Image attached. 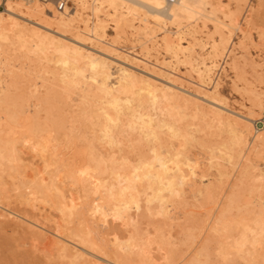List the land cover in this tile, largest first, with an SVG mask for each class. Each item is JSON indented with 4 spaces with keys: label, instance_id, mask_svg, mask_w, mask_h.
Listing matches in <instances>:
<instances>
[{
    "label": "snow or ice",
    "instance_id": "1",
    "mask_svg": "<svg viewBox=\"0 0 264 264\" xmlns=\"http://www.w3.org/2000/svg\"><path fill=\"white\" fill-rule=\"evenodd\" d=\"M8 7L13 11H23L25 5L9 4ZM51 7L53 19L47 21L49 27L57 19H65L57 18L55 5ZM156 7L165 8L166 5L160 3ZM213 7L227 14L223 25L217 30L219 43L215 42L216 32L211 37L216 54L229 56L230 59L237 57L232 60L231 69L239 75L242 63L243 70H247L249 54L253 48H258L260 71L264 73V0H261L259 20L252 13L247 17L241 15L240 4L221 3ZM0 21L6 27L8 24L13 28L19 25V21L12 16L7 20L0 17ZM44 22L41 20V23ZM236 34L240 37L239 44H234ZM207 48L205 45V50ZM221 48L225 49L223 53L220 52ZM228 48H233L231 54L227 52ZM215 59L216 56H213L212 60ZM205 62L209 61L206 59ZM64 67H68L67 62H64ZM212 68L218 69L219 65L212 63ZM44 75L52 74L42 72L36 76V94L42 91L40 80ZM80 76L87 79L86 72H77L72 79V87H83L77 82ZM31 108L30 98L27 106L29 118L9 133V162L24 166L22 157L31 153L34 161L43 164L38 178L47 186V178L54 173L51 182L56 194L63 199L64 211L73 218H79L82 228L87 224L89 238L99 242L104 239V233H114L110 238L115 245H119L121 253L141 257L138 260L117 259L106 264H264V260L243 258L250 239L256 236L251 219L254 213L232 202L214 222L211 219L207 221L208 225L213 226L201 230L202 233L208 232V235L206 238L201 236L203 246L194 259H187L190 252L183 259L175 261L167 257L164 260L152 258L155 250L164 252L165 241L171 244L172 232L167 221L172 219L173 208H178L185 201V189L194 185L201 171V157L194 159L193 153L202 150L203 144L195 135L183 133L175 125L157 124L153 117L144 114L143 105H137L134 95L117 93L115 89L98 94L91 111L84 114L88 128L76 142H70L67 136L63 142L60 141L56 126L49 118L50 114L54 116V109L43 112L42 102L38 101L36 115L33 116ZM259 139L264 142V133ZM258 159L264 161V152ZM255 164L256 160L249 156L248 168ZM24 171L27 172L26 167ZM260 173L261 208L256 223L260 248L264 253V167H261ZM246 174L247 169L242 171V178ZM46 244L44 236L36 232L26 233L22 239L13 234L10 245L13 258L0 260V264H64L63 260L56 258V246L53 245L51 249L42 247ZM91 246L93 251L97 250L96 244ZM255 246L253 239L252 247ZM91 264L97 262L92 261Z\"/></svg>",
    "mask_w": 264,
    "mask_h": 264
},
{
    "label": "rangeland",
    "instance_id": "2",
    "mask_svg": "<svg viewBox=\"0 0 264 264\" xmlns=\"http://www.w3.org/2000/svg\"><path fill=\"white\" fill-rule=\"evenodd\" d=\"M84 1L85 0H82V1H80L81 3L80 4H82V5H84V6H82V5H80L79 4V2L77 1V0H67V5L65 6L66 7V9H67V11L69 10V12L70 13H74V15H72L70 18V20H72V21H70L71 23H70V25L68 26V28L66 29V30H64V32L67 34V36H77V35H81V36H84L88 41H90L88 44L89 45H92V46H94L95 48H99V49H101V50H103L104 48L105 49H111V51L112 52H114V53H119V54H126V55H129V58H131V57H135V58H138V59H142V61H144V63L142 62V64H141V61H139V60H136V59H133L137 64H138V66L139 67H141L142 68V65H143V67L144 68H146L147 70L149 69V71L152 69V67H150V66H153V70H151L152 72H154V73H158V72H161L162 74H164V75H168V76H170L171 78H172V76L173 75H176V76H173V78H177V81H176V78H175V81H176V83L178 84V85H180V83H181V85L180 86H184L183 88H186V90H188V91H190V92H194L195 91V89H196V92L197 91H206V90H204V89H209L208 91L210 92V94H209V92L208 91H206V93H207V95H209V96H212V97H216L215 99H219L218 101H220L219 103H221L222 105H225V107H227V110H230V111H234V112H237V113H239V114H243V115H247V117H249V118H251L249 121L251 122H247L248 123V127L250 126V128H248V132H245V134L243 135V137H242V141L243 142H241L239 145H237L238 146V148L237 147H234V149H233V151L231 150V149H229L230 148V145H231V141H232V136H231V134H229V132L228 131H226L225 129H223L221 126H219V125H217L214 121H212L211 119H209L208 117V115H203V114H200V113H198V112H195V111H193L192 110V113H191V109L190 108H188L189 110H185L186 111V118L187 119H185V117H184V119L181 121L182 123L180 124V125H182L183 124V126H185L184 128H188L189 129V133L191 134V135H196V137L201 141L202 139H203V141L205 140V138H206V140L204 141L205 143H203V141H201L202 142V144H203V149L201 150V151H197V152H194L193 154H195L196 153V155L197 156H200L201 157V166H203V168H204V170H202L203 168L201 167V171L200 172H202V173H204L203 175V177H199V178H201L200 180L198 179V177L197 178H195V182H196V184L195 185H193L194 187H193V190H191V191H189L188 189L187 190H185V193H186V199H185V201H183L182 203L183 204H181V206H179V208L177 209V208H173V214H172V219H170L171 221H169V223H168V221H167V224H168V226H169V229H170V231L172 230V227H173V223H175V225H174V227H173V230L171 231V232H173V234H172V239L174 238L175 239V241L174 240H172V242H171V244L169 245V243H168V246H167V242L165 241V246H167V247H165L164 249H169V250H167L166 249V251L164 250V255L161 253V251L160 250H156V251H154V256H153V259H155V260H164L169 254H170V256H168V259H171V258H174V259H171V260H181V259H183L184 258V256H185V253H189V252H191L192 254H191V260L192 259H194V258H192L193 256L194 257H196L197 255H198V253L200 252V249H199V247H202L203 246V241L200 239L201 237H199L198 235H200V236H204L205 235V233L206 234H208V232H203L202 233V229H204L208 224H207V222L205 221V220H207V218L209 217V219H211L213 222L216 220V218L220 215L219 213H221V211L222 210H224V208H223V205H224V207L225 208H227L226 206L227 205H225L226 203H227V198L229 197V196H232L233 194H234V198H238L240 195L243 197V195H242V191L241 190H243L244 189V186H246L245 188H246V192H245V190L243 191L244 193V195L245 196H249V195H251V198L253 199L254 197H253V193H254V191L253 190H255L256 188H257V184L259 183V181H257V179H260V176H258V174L260 175V173H258V172H260V170L259 169H261V167H264V161H260L258 158H259V156H260V154L262 153V152H264V150L262 149V148H264V145L262 144V141L258 138L259 137V135L261 136V133H264V111H262V105H264V73H262L261 71H260V64H261V60H260V53H259V50H258V48H253L252 49V51H251V53L249 54V57H248V60H249V66H248V68H247V70H243V63H242V71L240 72V74L239 75H237V74H235V73H233L232 72V69H231V64H232V60L233 59H236L237 57H232L231 59L229 58V56H216V59L213 61L212 60V57L211 58H209L210 56H211V54H212V47H211V37H212V33H213V19L211 20L210 18L208 19V18H206V19H204V18H198V19H194V20H188V19H185L184 20V18H181V19H179V23H177L178 22V20H176V21H174V22H176V23H174L173 21V23H171V22H169V21H164V23H160V28H158L159 30L157 31V32H154V33H152V35L151 34H145L144 32L142 33V31L140 30L141 29V27L143 26V24L142 23H144V21L143 20H141V18H140V16H138L137 14H129L128 15V18H127V23H128V25H126L125 23H121L119 26L117 25V26H115V22H114V19L116 20V18H118L120 15L119 14H122L123 12H124V9H122V8H120L119 9V7H116V8H112L111 6H109L108 4H106V3H102V2H99V0H97V1H95V0H86L85 1V4H84ZM209 1H212V0H209ZM209 1H207V4L205 3V5H204V8L206 9V11H210L211 10V5L210 4H208V2ZM222 1V3L223 4H232L233 6H234V0H221ZM233 1V2H232ZM257 0H243L242 2H241V8H242V12H241V15H243V16H245V17H247L248 15H249V13L250 12H254L255 14H257L259 17L256 19V20H259L260 19V17H261V7L259 6H257V2H256ZM8 2L10 3V4H13V5H17L18 3H20V4H23V5H29V3L30 2H28V1H24V0H8ZM13 2V3H12ZM22 2V3H21ZM93 2V3H92ZM101 4H99V3ZM36 3H38L40 6H41V8L43 9V10H46V11H48V13H52V4H50V3H48L47 5H49L48 6V8H46V4H44V3H40V2H36ZM78 4H79V6H78ZM92 4H94V5H92ZM98 5H99V9H97V11L96 12H93V7H97L98 8ZM80 6H81V8H80ZM93 6V7H92ZM108 6V7H107ZM74 7H76L75 9H74ZM91 7H92V9H91ZM101 7V8H100ZM104 7V8H103ZM3 8H4V0H0V9L1 10H3ZM80 8V9H79ZM25 8H23V10H24ZM115 9V10H114ZM233 9H234V7H233ZM73 10L75 11V12H73ZM91 10H92V12L95 14H93L92 12H91ZM99 10V11H98ZM123 10V11H122ZM218 11V10H217ZM215 12L214 14H211V16L212 15H215L216 17H218V18H222V14H221V12L219 11V12ZM99 12V13H98ZM109 12V13H108ZM110 12H114L113 14L111 13V15H109L110 14ZM56 13H60V12H58V10H56ZM55 13V14H56ZM92 13V14H91ZM108 14V15H107ZM247 14V15H246ZM98 15V16H97ZM107 15V16H106ZM119 15V16H118ZM137 15V16H136ZM114 16L116 17V18H114ZM133 17V19L131 18V17ZM97 17H98V19H97ZM110 17V18H109ZM113 17V18H112ZM130 17V18H129ZM102 19V23H103V25H105L104 26V28H102L103 29V31L102 30H100V29H98V31H96L95 32V36L96 37H93V36H89V35H87V34H82V29H85V27L84 26H88V27H92L93 25H95L96 24V22L98 21H100ZM132 21V22H131ZM188 21V22H187ZM189 21H190V23H189ZM84 22V23H83ZM150 22H153V21H150ZM86 23V24H85ZM95 23V24H94ZM132 24V25H131ZM151 24H154V22L153 23H150V25ZM184 24H186V26L184 25ZM72 25V26H71ZM130 25V26H129ZM71 26V27H70ZM116 28H115V27ZM125 26V27H124ZM177 26H178V28H177ZM183 26V27H182ZM94 27V26H93ZM113 27H114V29H113ZM121 27V28H120ZM193 27V28H192ZM52 28H55V24L53 23V26H52ZM118 28H120V29H118ZM182 30H181V29ZM191 28V29H190ZM195 28V29H194ZM117 29V30H116ZM177 29V30H176ZM70 30V31H69ZM78 30H81V31H78ZM116 30V31H115ZM189 30V31H188ZM196 30V31H195ZM213 30V31H212ZM84 31V30H83ZM141 31V32H140ZM172 31H173V33H172ZM176 31V32H175ZM183 31V32H182ZM195 31V32H194ZM239 31V30H238ZM80 32V33H79ZM186 32H188V33H186ZM193 32V33H192ZM98 33V34H97ZM179 33V34H178ZM166 34L167 35H169L168 37H169V39L170 38H172V39H170V41H171V43H172V46H174L175 48H177V47H181V49L179 50V49H177V56L179 55V57H180V59H184V56H182V55H185L186 53L187 54H189L190 53V57H191V63L189 64V62L187 63L186 62V64H185V62H180V61H176V60H174V57L170 54V52L169 51H167L166 50V48L164 47L165 45H164V40L162 41V39H163V37L164 36H166ZM177 34V35H176ZM193 34V35H192ZM87 36V37H86ZM89 36V37H88ZM173 36V37H172ZM177 36H179L180 37V39H179V37H177ZM189 37H191V39L189 38ZM218 37V35H216V37H215V39ZM10 38H12V39H9V40H7L8 42H11L10 44H12V45H9L8 44V42H2V44L4 45H0V97H2V99L0 98V100H1V102L2 101H4L3 100V98L5 99V101H7V100H10V101H7L6 103H5V101H4V103H3V105H6V107H8L9 108V106L10 107H14V108H16V107H19V105H21L22 106V108L24 107H26L25 109H27V106H28V101H29V99L31 98L32 99V109H31V112H32V114H34L35 115V111H36V104H37V101H39V102H42L43 100H45V96H46V102L45 101H43L42 103H44V104H42V109H41V111H43V112H45L44 110H47L48 111V107L50 108V107H52L53 109H54V117H53V115H51L50 114V116H49V118H51L50 120L53 122V124H55L56 126H61V128L63 129L62 131L64 132H62V133H60L62 136L64 135V137H62L60 134L58 135V138L60 139V141H62L63 142V140H64V138L67 136H69L68 138H69V141L70 142H76V141H79V137H81L84 133V130L86 129V127H88V125H85L86 123H84L85 121H84V113H86L87 112V110H88V112H90V110H91V106H92V104L94 103L93 101L95 100V98L94 99H92V97L91 98H85V100H84V98H82V96H80V93H79V91L78 90H76V89H74V90H71V89H67V88H65V86H63L64 84H63V80H62V76L64 75V74H66V75H69V76H71V73L73 72V70H69L68 71V69H70L69 67L67 68V69H64L65 67L59 62V61H57L54 57L56 56L54 53H52L51 52V50H49L48 52H47V54L48 55H50L49 57H47L48 59H46V57H42V59L39 61V60H35L34 59V57L36 56V55H34L33 56V54H31L32 52V49H31V51H30V48L29 47H31L32 46V43L30 42V41H25L26 43L28 42V44H26L25 42H23V44L21 45L20 44V42H19V40H17V38L15 37V36H11ZM175 38V39H174ZM28 39V38H27ZM175 40H177V41H175ZM196 40L197 41H199L200 43H198L199 44V46H198V44L196 43ZM179 41V42H178ZM239 41H240V37H239V35L238 34H236V39H235V41H234V44H239ZM176 42V43H175ZM193 44H192V43ZM202 42V43H201ZM14 43H16V44H14ZM175 45H174V44ZM5 44H7V45H5ZM18 44V45H17ZM177 44H179L178 46H177ZM182 45H187V46H192V49L189 51V53H188V51L185 53V51H184V47L182 46ZM201 45V46H200ZM205 45H207L208 46V48H207V50H205ZM6 46V47H5ZM18 46V48H16ZM24 47L25 48V50L26 51H28L29 50V54H28V52H26V51H24L22 48V50H20V47ZM29 46V47H28ZM33 47V46H32ZM31 47V48H32ZM211 47V48H210ZM5 48L7 49V51L5 50ZM34 48V47H33ZM1 49L2 50H4V52L3 51H1ZM14 49V50H13ZM20 51H19V50ZM104 49V50H105ZM182 50V51H181ZM193 50V51H192ZM17 51V52H16ZM20 53H19V52ZM22 51V52H21ZM34 51V50H33ZM179 51H181V52H179ZM184 51V52H183ZM225 51V50H224ZM24 52V53H23ZM31 52V53H30ZM193 52V53H192ZM227 52L229 53V54H231L232 52H233V48H228L227 49ZM16 53V54H15ZM17 53H18V55H17ZM169 53V54H168ZM182 53V54H181ZM184 53V54H183ZM7 54V55H6ZM11 54V55H10ZM13 54H15V55H13ZM22 54H25L24 56L22 55ZM26 54H27V59H26ZM46 54V55H47ZM53 54L55 55V56H53ZM30 57H29V56ZM47 55V56H48ZM192 55H193V58L194 59H192ZM237 55H239V54H237ZM16 56H17V58H16ZM19 56V57H18ZM23 56V57H22ZM33 58H32V57ZM13 57H14V59H13ZM25 57V58H24ZM39 57V56H38ZM38 57H35L36 59H38ZM53 57V58H52ZM128 57V56H127ZM171 57H173V58H171ZM182 57V58H181ZM205 57V58H204ZM6 58H8V60H10V61H8ZM49 58H52V59H50V61L48 62V60H49ZM197 58H198V60H197ZM204 58V59H203ZM254 58V59H253ZM6 59V60H5ZM13 59V60H12ZM15 59H19L18 61H16ZM32 59V60H31ZM56 60V61H54V60ZM196 59V60H195ZM204 60V62L206 61V59L209 61L207 64L209 65V70H207L206 71V74L207 73H209V71H210V69H211V72H212V75H211V77L209 76V74H207V76H205V73L204 72H202L201 74H199V71H198V69L199 68H202V64L200 63V61L199 60ZM30 60V61H29ZM35 61V62H33V63H30L31 61ZM195 60V61H194ZM253 60V61H252ZM29 61V62H28ZM11 62H12V65H11ZM56 62V63H55ZM57 62H59V65H58V63ZM196 62H197V64H199V65H197L196 64ZM216 63V64H218L219 65V68L218 69H215V68H212V63ZM28 63V65H26ZM147 63V64H146ZM166 63L167 64H169V65H166ZM183 63V64H182ZM206 63V62H205ZM252 65H251V64ZM254 63V64H253ZM19 64V65H18ZM21 64V65H20ZM25 64V65H24ZM146 64V65H145ZM194 64H196L195 66H194ZM23 65V67H21L20 68V66H22ZM31 65H33V66H31ZM190 65H191V67L192 68H194V69H192L191 67H190ZM226 65L228 66V67H226ZM62 66V67H61ZM163 66H164V68H163ZM28 67H32V68H30V70L29 69H27ZM195 67H198L197 69L195 68ZM23 69V71H19L20 69ZM46 68V69H45ZM48 68V69H47ZM62 68H63V70H62ZM55 69V70H54ZM61 69V70H60ZM159 69V70H158ZM26 70H28V71H26ZM66 70V71H65ZM155 70V71H154ZM162 70V71H161ZM24 71H26V72H24ZM45 71V72H44ZM86 71V70H85ZM158 71V72H157ZM19 74H18V73ZM56 73V74H58V75H56V74H53V76L51 75V76H47V75H44V76H42L41 77V79H42V81L40 80V84H41V89H42V92H40L39 94H36L35 93V81H36V76L39 74H41V73ZM58 72H60V73H58ZM62 72H63V74H62ZM66 72V73H65ZM87 72V71H86ZM170 72H171V74H170ZM19 76H21L22 75V77H19V79H18V75ZM26 73H28V74H26ZM38 73V74H37ZM51 73V74H52ZM168 73V74H167ZM198 73V74H197ZM170 74V75H169ZM13 75V76H12ZM61 75V76H60ZM201 75V76H200ZM202 75H203V78H202ZM15 76H16V79H15ZM26 77L27 78V80H26V78L25 79H22L23 77ZM31 76V77H30ZM56 76V78H54ZM200 76V77H199ZM11 77H13V78H11ZM59 77V78H58ZM164 77V76H163ZM179 77V78H178ZM208 77H209V79H208ZM3 78V79H2ZM29 78H32L33 79V81L31 80V79H29ZM43 78H45V79H43ZM200 78H202V79H200ZM10 79H11V81H10ZM14 79V80H13ZM18 79V80H17ZM59 79H61V80H59ZM199 79V80H198ZM3 80V81H2ZM8 80V84H6L7 81ZM26 80V81H25ZM209 80H211V83L209 84ZM9 81H10V83L13 85H11V84H9ZM13 81V82H12ZM16 81V82H15ZM22 81V82H21ZM43 81H45V83H43ZM51 81H53V83L51 82ZM62 83H61V82ZM180 83H179V82ZM203 81V82H202ZM30 84H28V83ZM49 82H51V83H49ZM55 82V83H54ZM59 82H60V84H59ZM185 82L187 83V84H185ZM202 82V83H201ZM204 82L206 83V84H204ZM4 83V84H3ZM18 83V84H17ZM47 83H48V86H46L47 85ZM58 83V84H57ZM199 83V84H198ZM200 83L201 84H203V85H200ZM14 84H15V86H17V87H14ZM22 84H23V86H22ZM55 84V86H51V85H54ZM57 84V85H56ZM199 86V87H197V85ZM19 85V86H18ZM21 85V86H20ZM33 85V86H32ZM46 87H45V86ZM86 85V84H85ZM204 85H205V87H204ZM219 85V86H218ZM26 86V88H24L23 89V87H25ZM33 88H32V87ZM63 86V91H62V87ZM190 86V87H189ZM193 86V87H192ZM6 87H7V89H8V91H10V93L8 92V91H6L7 89H6ZM12 87V88H11ZM13 87L14 88H16V89H13ZM21 87V88H20ZM43 87V88H42ZM198 89H197V88ZM201 87V88H200ZM2 88V89H1ZM20 88V89H19ZM46 88H47V90H46ZM60 88V89H59ZM191 88V89H190ZM215 88V89H214ZM11 89H12V92H11ZM18 89V90H17ZM21 89H23V90H21ZM26 89H28V90H26ZM200 89V90H199ZM3 90V91H2ZM34 90V92H32ZM44 90H45V94H44ZM66 90V91H65ZM250 90H254L255 92H251L250 93ZM19 91V93H17ZM24 91V92H23ZM30 93H29V92ZM76 91V92H75ZM215 92V95H212V93L213 92ZM259 91H261V92H259ZM5 94L6 93V95H4L3 93ZM61 92H63V93H61ZM74 92L76 93V94H74ZM263 92V93H262ZM7 93H9V94H7ZM13 93L15 94V96H12L13 95ZM23 93V94H22ZM66 93V94H65ZM77 93H78V96H77ZM200 93V92H199ZM258 93H260L259 95H258ZM18 94V95H17ZM28 94V95H27ZM64 95V97L62 96V95ZM254 94H256V96L254 95ZM4 95V96H3ZM7 95H9V96H7ZM31 95V96H30ZM32 95L35 97V98H33L32 97ZM37 95V96H36ZM42 97H41V96ZM70 95V96H69ZM72 95V96H71ZM17 96H18V99H17ZM22 96V97H21ZM25 96V97H24ZM48 96V97H47ZM254 96V98L256 97H258L257 99H256V102H255V99H252L251 97H253ZM10 97H12V98H10ZM13 97H16L15 98V100H12V99H14ZM29 97V98H28ZM39 98V97H41V98H39L38 100L36 99V98ZM52 97H53V99H52ZM77 97V98H76ZM260 97H261V99H260ZM19 98H20V100H19ZM47 98L49 99V100H47ZM62 98H64L63 100H62ZM69 100H68V99ZM71 98V99H70ZM73 98V99H72ZM81 98V99H80ZM7 99V100H6ZM27 101H26V100ZM55 99V100H54ZM61 99V100H60ZM67 99V100H66ZM75 99V100H74ZM77 99V100H76ZM89 99V100H88ZM91 99H92V101H91ZM17 100V102H18V104H17V102H15ZM21 102V100H22V102H21V104H19V101ZM35 100H37V101H35ZM80 100H81V103H79L80 102ZM88 100V101H87ZM205 99H203V98H200V101H199V103H202V105L201 106H205V105H207L206 104V102L204 101ZM222 100V101H221ZM253 102H255L256 104L255 105H258V106H253L254 105V103L251 105V102L252 101ZM13 102L12 104L11 103H9V102ZM24 101V102H23ZM49 103H48V102ZM53 101V102H52ZM59 101V102H58ZM61 101V102H60ZM64 102V104H60V103H63ZM73 101V102H72ZM74 101H75V103H74ZM77 101V102H76ZM202 101V102H201ZM262 101V102H261ZM14 102L16 103V105H14L13 106V104H14ZM55 102V103H54ZM66 102V103H65ZM70 102V103H69ZM161 103H162V101H160ZM160 102H158V103H156L157 104V107H156V104H154V107L153 106H151V105H147V106H145V109H144V111H146V112H148V110H149V112L151 111L152 112V114L153 115H155V117L157 118V116H159V117H163V118H166V115L165 114H163V115H161L162 114V112L164 113V111H165V109H163V108H165L164 106H165V104L163 103V105L160 103ZM261 104H260V103ZM10 105H9V104ZM45 103H46V105H45ZM47 103H48V105H47ZM54 103V104H53ZM74 103V104H73ZM77 103V104H76ZM79 103V104H78ZM83 103V104H82ZM89 105H88V104ZM224 103V104H223ZM50 104L52 105V106H50ZM60 104V105H59ZM65 104H66V107H65ZM69 104V105H68ZM70 104H72V105H74V106H72V105H70ZM159 104H161L160 106L161 107H159L158 105ZM24 105V106H23ZM56 105V106H55ZM86 105H88V106H86ZM259 105H260V107H259ZM61 106V107H60ZM64 106V107H63ZM77 106V107H76ZM83 106V107H82ZM90 106V108H87V107H89ZM45 107H46V109H45ZM55 107V108H54ZM63 107V108H62ZM153 107V108H152ZM259 107V108H258ZM52 108H50V109H52ZM63 110H62V109ZM67 108H70V109H67ZM71 108H73V109H71ZM82 109L81 111H82V113H80V109ZM87 108V109H86ZM147 108H149L148 110H147ZM159 110H158V109ZM162 108V109H161ZM49 109V110H50ZM59 109L61 110V111H59ZM76 109V110H75ZM79 109V110H78ZM153 109H155V110H153ZM34 110V111H33ZM75 110V111H74ZM85 112H84V111ZM154 112H153V111ZM157 110V111H156ZM162 110H164V111H162ZM47 111H46V113H47ZM73 111V112H72ZM49 112V111H48ZM59 112H61V113H59ZM63 112H65V113H63ZM68 114H67V113ZM74 112H76V114L74 113ZM77 112H79L80 113V115L79 114H77ZM148 112V113H149ZM151 112L149 113L150 115H152L151 114ZM159 112V113H158ZM188 112V113H187ZM194 112L195 113H197L196 115H197V117H194ZM57 113V114H56ZM63 113V114H62ZM73 115V117L70 115ZM60 114H61V116H60ZM82 114V115H81ZM189 114V115H188ZM190 114H191V117L192 118H189L190 117ZM63 115V116H62ZM66 115V116H65ZM70 115V116H69ZM76 115V116H75ZM161 115V116H160ZM195 115V116H196ZM52 116V117H51ZM65 116V117H64ZM78 116L79 117H81V118H78ZM165 116V117H164ZM203 116V117H202ZM208 116V117H207ZM251 116V117H250ZM56 117H58L57 118V120H56ZM62 117V118H61ZM76 117H77V119H76ZM153 118H155L154 116H152ZM194 117V118H193ZM68 118V119H67ZM75 118V119H74ZM155 118V119H156ZM196 118H197V120H196ZM204 118H205V120H204ZM61 119V120H60ZM79 119V120H78ZM199 119V120H198ZM70 122H68V121ZM196 120V121H195ZM200 120L203 122V124H202V122H201V124L202 125H198V127H195V125H197V124H200ZM207 120H209V121H207ZM63 121H65V122H63ZM78 121V122H77ZM81 121V122H80ZM205 121H207V122H205ZM212 121V122H211ZM60 122V123H59ZM61 122H63V123H61ZM68 124H67V123ZM72 122H74V123H72ZM184 122V123H183ZM191 122H192V124H191ZM199 122V123H198ZM204 122L206 123V125L204 124ZM211 122V124L212 125H210V124H208V123H210ZM57 123H58V125H57ZM71 123L73 124V125H71ZM79 123V124H78ZM82 123H84V124H82ZM197 123V124H196ZM75 124V125H74ZM79 126H78V125ZM85 125L84 127L82 126V125ZM159 124H162V123H159ZM187 124H189L188 126H186ZM193 124H195V125H193ZM215 124V125H214ZM62 125L63 126H65V127H62ZM68 125V126H67ZM193 125V126H192ZM209 127H208V126ZM71 126V127H70ZM74 126H76L75 128H74ZM200 126H203L202 128L200 127ZM214 126H215V129H214ZM68 127V128H67ZM190 127V128H189ZM191 127H195L196 129H193V128H191ZM206 128V130H208L207 132H206V130L204 131V129ZM210 127H213L212 129L210 128ZM65 128H66V130H65ZM70 128H72V129H70ZM84 129V130H81V129ZM210 128V129H209ZM217 128H220L219 130H221V131H219ZM69 130V132H68V130ZM77 129V130H76ZM79 129V130H78ZM191 129H193V130H191ZM197 129H200L201 130V132H203V133H199V131L200 130H197ZM217 129V130H216ZM258 129V132H254L255 130H257ZM65 130V131H64ZM71 130V131H70ZM212 131V130H214V131H212V132H210L209 133V131ZM254 130V131H253ZM67 134H66V133ZM73 132L74 133H76L77 135H73ZM79 132V133H78ZM68 133H71V134H68ZM83 133V134H82ZM206 133V134H205ZM216 135H215V134ZM255 133V134H254ZM78 134H79V136H78ZM190 134H188V135H190ZM202 134H205V135H209V136H203ZM211 134V135H210ZM258 134V135H257ZM202 135V136H201ZM230 135V136H229ZM73 136V138H71ZM77 136V138H75L76 140H74V137H76ZM217 136V137H216ZM61 137V138H60ZM210 138V139H209ZM214 138V139H213ZM245 138H246V140H245ZM221 139V140H220ZM211 140V141H210ZM215 140H217V141H215ZM218 140H220V141H218ZM224 140V141H223ZM214 141H215V143H214ZM221 141H223V142H221ZM246 141V142H245ZM207 142V143H206ZM210 142V143H209ZM220 142V143H219ZM261 142V143H260ZM210 144V145H208L207 147L205 146V145H207V144ZM215 144V147H214V144ZM222 143H223V145H222ZM225 143V144H224ZM227 143V144H226ZM244 143V144H243ZM213 144V145H212ZM216 144H219L218 146H219V148H218V146L216 145ZM230 144V145H229ZM246 144V145H245ZM263 146H262V145ZM211 145L213 146L212 147V149H211ZM242 145V146H241ZM205 146V147H204ZM217 146V147H216ZM225 146V147H224ZM241 146V147H240ZM244 146V147H243ZM261 146V147H260ZM226 147H227V149H226ZM255 149H254V148ZM210 148V149H209ZM215 148H217V149H215ZM241 148V149H240ZM205 149V150H204ZM221 149L223 150V151H221ZM226 149V150H225ZM230 151H229V150ZM238 149V150H237ZM245 149V150H244ZM253 149H254V151H253ZM212 150H214L213 152H212ZM219 150V151H218ZM241 150V151H240ZM242 150H243V153H242ZM258 150V151H257ZM215 151H217V152H215ZM226 153H225V152ZM239 151H240V153H239ZM207 152V153H206ZM211 153V154H209V153ZM232 154H231V153ZM234 152V153H233ZM239 154H238V153ZM203 153V154H202ZM204 153H206L205 154V156H204ZM228 153V154H227ZM259 153V154H258ZM214 154V155H213ZM220 154H224L223 155V157L224 158H222V157H220L221 155ZM237 154H238V156H237ZM241 154V155H240ZM246 154V155H245ZM254 154V155H253ZM256 154V155H255ZM204 157H206L207 159H203L202 157L203 156ZM208 155H211L210 157H208ZM216 155H217V157H216ZM230 155V156H229ZM251 155V158L253 159H255L256 160V164L252 167V168H254V170L252 169V168H248V167H246L245 166V168H243V169H241V167L243 166L244 167V164L245 163H247V158H249V156ZM259 155V156H258ZM194 156V155H193ZM232 156V157H231ZM235 156V157H234ZM242 158H241V157ZM254 156V157H253ZM257 156V157H256ZM24 157V160H25V163H27L26 164V166H27V170L28 169H30V162L32 161L33 162V164H31V167H35V168H37V169H39L40 167H42L43 168V165H42V163L40 162V161H34L33 160V157H32V155H31V153H27L25 156H23ZM195 158H196V156H194ZM214 158V159H212V158ZM226 157V158H225ZM238 157H239V159H238ZM247 157V158H246ZM27 158V159H26ZM216 158V159H215ZM219 158V159H218ZM221 158V159H220ZM237 158V159H236ZM208 159H210V160H219V162L221 163V164H223V166H225L226 168H228V169H226V175L224 176H222L220 179L215 175V173H214V169L212 168V167H210V164H209V161L210 160H208ZM223 159V160H222ZM226 159H227V161L228 162H226ZM231 159H233L232 161H231ZM247 159V160H246ZM253 159V160H254ZM27 160V161H26ZM202 160H203V163H202ZM238 160V161H237ZM244 160V161H243ZM245 160H246V162H245ZM205 161V162H204ZM236 161H237V164H235L236 163ZM35 162V163H34ZM232 162H234V164L235 165H233V163ZM28 163H30V164H28ZM209 164V167H208V164ZM231 163H232V165H231ZM240 164H242V165H240ZM227 165H229V166H227ZM205 166V167H204ZM239 166H241V167H239ZM258 166V167H257ZM230 167H232V168H230ZM18 168V166H15L13 169H11V170H8V172H7V170H3L2 172V175H3V177H4V179L7 181V182H9V184L8 183H6L7 184V186H8V190L10 191H8L7 190V195H6V197H3L2 199H0V201L3 203V204H1L0 205V213H2V212H13L12 214H14V215H12L11 213V215L10 214H8V215H2L3 217H5L6 219H3V218H0V260H9V259H12L13 257L11 256V253H10V245L12 244V235L13 234H16L19 238H23L24 237V235L26 234V232H28V233H31V232H36V233H38V234H40L39 232H37V231H35V230H33L32 228H30V229H32V230H30L29 228H27V226H28V224H34L32 227H34L35 228V226L37 227L38 225H41V223H42V227H44L45 228V235L46 236H48V239L46 240L48 243L46 244V245H42V247L43 246H47V247H49L50 249H51V247L53 246V245H55L56 246V244H55V242L53 241V240H51L50 238H49V232L51 231V229H52V231L51 232H54V231H56V232H58L59 231V229L61 228L60 227V225H59V223H60V216H59V213H57L56 211V208H54V210L52 211V209H51V207L52 206H50L48 203H46V202H41L40 203V201L41 200H37L36 201V203H35V201H33V198H32V196L34 197V195L32 194L31 195V197H26L25 198V195L24 196H16L17 195V193H16V190H15V192H14V186L17 184V180H14V177L16 176V172H17V169ZM21 168V167H20ZM41 168V169H42ZM212 168V169H211ZM234 168V169H233ZM238 169V171L237 170H235V169ZM256 168V169H255ZM41 169H39L40 170V172H41ZM206 169L208 170L207 172H206ZM233 169V170H232ZM245 169H247V174H246V176H244L243 178L240 176V177H238V174H241V172L243 171V170H245ZM249 169V170H248ZM251 169V170H250ZM258 169V170H257ZM15 170V171H14ZM21 170V169H20ZM12 173H14L15 172V176H14V174H11L10 175V173L11 172ZM204 171V172H203ZM211 171V172H210ZM255 171V173H253V172ZM231 172H233L232 173V175L231 176H229L230 174H231ZM248 172H250V173H248ZM209 174V176H207V174ZM227 173H229V174H227ZM235 173V174H234ZM8 174H9V176L11 177H9L8 176ZM212 174V175H211ZM252 174V176H250V175ZM255 176H254V175ZM7 175V176H6ZM52 175H54V173H50V175H49V177H48V179H51V176ZM258 177H257V176ZM6 176V177H5ZM206 176V177H205ZM248 176V177H247ZM251 178H250V177ZM9 177V178H8ZM12 177H13V179H12ZM209 177V178H208ZM217 179H215V178ZM224 177H227V178H224ZM230 177V178H229ZM257 177V179H255ZM202 178H203V180H202ZM223 178V179H222ZM238 180H237V179ZM245 178H246V180H245ZM8 179V180H7ZM9 179H11V180H9ZM15 179H17V177H15ZM196 179H198V180H196ZM207 179H212L211 181H212V183L209 181V180H206ZM227 179H229L228 181H227ZM236 179V180H235ZM205 180V183L203 182ZM220 180V182H222L223 181V184H224V187H223V185H220V182H218ZM240 180H241V182H240ZM255 180V181H254ZM11 181L13 182V183H15L13 186H12V184H11ZM225 181H227V182H225ZM244 181V182H243ZM246 181H248V182H246ZM251 181V182H250ZM199 183V185H198V183ZM203 183V185L201 184V183ZM209 182V183H208ZM215 182H216V185H215ZM233 182H235V183H233ZM246 182V183H245ZM227 183H229V184H227ZM231 183V184H230ZM254 183V185H252ZM255 183H257L256 185H255ZM11 184V185H10ZM210 184V185H209ZM212 184V185H211ZM232 184H234V185H232ZM238 184H240V185H238V187H236ZM247 184H249V187L251 188H247L248 187V185ZM10 185V186H9ZM204 185H209V186H211V187H213V189H215V187L214 186H216L217 188L215 189V191L217 192L216 193V195H217V197H218V195H222V196H219L218 197V199L221 197V198H225V200H223V199H221L220 198V201H219V203L221 204L220 206L216 203H211V205H210V202L209 201H207V199L203 196V200L200 198V197H202V194L200 193V192H197V191H203L205 188V186ZM229 185V186H228ZM235 186V187H232V186ZM244 185V186H243ZM251 185V186H250ZM199 187V189L200 190H198L197 188ZM220 186V187H219ZM226 186H228V187H226ZM231 186V187H230ZM241 186V187H240ZM255 186V187H254ZM11 187V189H9ZM203 187V188H202ZM243 187V188H242ZM13 188V189H12ZM220 188V189H219ZM234 188H236V189H238V190H240V188H241V190H240V192H239V194H238V192L236 193L235 191H237V190H235ZM197 189V190H196ZM224 189V193H223V191L221 192L220 190H223ZM233 189V191L231 192V190ZM12 190H13V192H12ZM249 192H248V191ZM250 190H251V192H250ZM219 191L222 193H219ZM256 191V190H255ZM195 192V193H194ZM228 193V195L230 194L229 192H231V195H227V194H225V193ZM233 193V194H232ZM188 194V195H187ZM191 194H194L195 196H193V195H191ZM201 196H200V195ZM8 195H9V199H8ZM204 195V194H203ZM224 195V196H223ZM192 196V197H191ZM227 196V197H226ZM240 196V197H241ZM19 198V199H17V201L15 200V198ZM190 197V198H189ZM197 199V201L194 199ZM22 198V199H21ZM31 198V199H30ZM201 199V200H199V199ZM25 200L26 199V201L24 202L23 201V203H22V200ZM28 199V200H27ZM35 199V198H34ZM9 200V201H8ZM19 200V201H18ZM20 200H21V203H20ZM36 200V199H35ZM8 201V202H7ZM32 201V202H31ZM39 201V202H38ZM191 202V204H190V202ZM202 202V203H200V202ZM206 201H207V203H206ZM6 202V203H5ZM34 202V203H33ZM38 202V203H37ZM187 202H188V204H187ZM194 202V203H193ZM208 202H209V204H208ZM223 202H225V204H223ZM197 203V204H196ZM200 203V204H199ZM240 203H242V199L240 200ZM44 204V206H43V208H42V205ZM47 204L49 205V206H47ZM190 204V206H188ZM202 204V205H201ZM207 204L209 205V206H207ZM216 205V206H213V205ZM223 204V205H222ZM3 205V206H2ZM27 206V208H29V209H26V206ZM29 205H30V207H29ZM36 205H38V207H40L41 209H39L38 210V208H37V206ZM186 205H187V208H189V209H187L186 208ZM191 205H193L194 206V208H192L191 207ZM5 206V207H4ZM8 206V207H7ZM25 206V207H24ZM182 206H185L184 208L182 207ZM201 206V207H200ZM206 206V207H205ZM213 206V207H212ZM50 207V209H48ZM181 207H182V209H183V211H182V209H181ZM208 207V208H207ZM217 207V208H216ZM47 208V209H46ZM205 208V209H204ZM218 208H220V209H218ZM223 208V209H222ZM35 209V210H34ZM42 209H44V210H42ZM50 210L51 211V213L49 212V214H47V215H49L48 217V220H52V217H51V214H52V216L53 217H55V218H53V221H48V220H46L47 218V216L45 217V212H47L48 213V211H46V210ZM179 209H181V210H179ZM186 209V210H185ZM191 209V210H190ZM192 209H193V211L194 212H192ZM200 209H201V211H200ZM210 209V210H209ZM216 209H218V211L219 212H217V210ZM2 210V211H1ZM14 210L16 211V212H14ZM177 210V211H176ZM190 210V211H189ZM213 210H214V212H213ZM27 211H28V213L30 214L29 216L31 217H29V216H27L28 214H26L27 213ZM43 211H45V212H43ZM186 211H187V215H186ZM189 211V212H188ZM199 211V212H198ZM209 211V212H208ZM36 212H37V214H36ZM39 212H42L41 214L39 213ZM52 212H54V213H52ZM183 212H185V213H183ZM198 212V213H197ZM40 215H39V214ZM45 213V214H44ZM56 213V214H55ZM191 214L190 216L192 217V218H190V216H189V214ZM208 213H210V214H208ZM215 213V214H214ZM21 214V215H20ZM53 214H55V215H53ZM177 214V215H176ZM183 214H185V215H183ZM197 215V216H195V215ZM208 214V215H207ZM213 216H212V215ZM219 214V215H218ZM23 215H26V216H23ZM174 215V216H173ZM195 217H194V216ZM203 215H205L207 218L205 219V216L204 217H202ZM1 216V214H0V217H2ZM18 216L20 217V218H18ZM59 216V217H58ZM187 216H188V218H187ZM217 216V217H216ZM18 218L19 220H17L16 218ZM25 217H26V219L29 217L30 218V222H28L27 220H23V219H25ZM35 217V218H34ZM58 217V218H57ZM176 219H178V217H179V219L178 220H176ZM199 217V218H198ZM202 217V218H201ZM215 219H214V218ZM22 218V219H21ZM28 218V219H29ZM44 218V219H43ZM57 218V220H55ZM174 218V219H173ZM196 218V219H195ZM9 219V220H8ZM13 219V220H12ZM37 219V220H36ZM182 219V220H181ZM184 219V220H183ZM189 219H190V221H189ZM203 219H204V221L205 222H202L203 221ZM208 219V220H209ZM31 220H35L36 222H31ZM39 220V222L41 221V223H37V221ZM196 220H200V221H196ZM24 221V222H23ZM56 222V224H57V226H54V225H56L55 224V222ZM174 221V222H173ZM180 223H179V222ZM187 221H188V223H187ZM195 224H191L192 222ZM17 222V223H16ZM22 222V223H21ZM27 222V223H26ZM172 222V223H171ZM183 222V223H182ZM185 222V223H184ZM15 223V224H14ZM26 223V225H24ZM36 224H38V225H36ZM179 224L181 225V227H182V230H181V227L179 226ZM183 224V225H182ZM190 224V225H189ZM196 224H199V225H197L196 226ZM204 224V225H203ZM16 225H18L17 227H16ZM46 225V226H45ZM51 225V226H50ZM178 225V226H177ZM185 225V226H184ZM187 225V226H186ZM201 225H203L204 226V228H202L203 226H201ZM14 226V227H13ZM54 226V227H53ZM59 226V227H58ZM170 226H171V228H170ZM213 226V225H208V227H209V229L211 228V227ZM22 229H21V228ZM26 227V228H25ZM50 227V229H48ZM186 227H188V228H186ZM190 227V228H189ZM193 227V228H192ZM18 228V229H17ZM54 228V229H53ZM183 228H184V230H186L187 229V231H184L183 230ZM196 228V229H195ZM197 228H199V229H197ZM202 228V229H201ZM47 229H48V231H47ZM57 229V230H56ZM179 229H180V231H179ZM188 229H190V230H188ZM201 229V230H200ZM54 230V231H53ZM201 231L199 234L197 233V232H199V231ZM179 231V232H178ZM182 231V232H181ZM184 231V232H183ZM47 232V233H46ZM187 232V233H186ZM188 232H190L189 234H188ZM194 232V233H193ZM202 233V234H201ZM48 234V235H47ZM45 235H43V236H45ZM108 235V236H107ZM111 235H114V233L112 234V233H104L103 234V237H104V239H102V242L105 244V246L107 247V248H112L113 246H112V243H113V240L110 238L111 237ZM174 235H176V236H174ZM186 235V236H185ZM189 235V236H188ZM121 236H123V235H121ZM194 236H198V238H193ZM205 238L207 237V235H205L204 236ZM110 238V239H109ZM124 238V237H123ZM123 238H121V239H123ZM179 238V239H178ZM186 238L187 240H184V239ZM183 239V240H182ZM108 240V241H107ZM180 242H179V241ZM183 242H182V241ZM177 241V242H176ZM187 241V242H186ZM191 241L193 242V243H191ZM195 241V242H194ZM199 241H202L200 244H199ZM110 242H111V244H110ZM185 242V243H184ZM172 243H174V245L172 244ZM180 243V244H179ZM191 245H190V244ZM195 243V244H194ZM183 244V245H182ZM184 244L186 245V246H184ZM188 244H189V247H188ZM193 244V245H192ZM114 247H117V245H115V241H114ZM171 245H173L172 247L174 248V249H176V250H174L173 248L172 249H170L169 247H171ZM179 246V248L180 247H182V248H178V246ZM182 245V246H181ZM199 245V246H198ZM164 246V245H163ZM175 246H177L176 248H175ZM192 246H193V248H192ZM195 247V248H194ZM197 247H198V251L196 250L195 251V249H197ZM178 248V249H177ZM186 249L185 251H184V249ZM183 251H182V250ZM191 249H193V250H191ZM171 250H172V252L173 251H175V253L176 254H174V256H173V253H171ZM178 250V251H177ZM189 250H191V251H189ZM168 252H169V254H168ZM180 252V253H179ZM182 252H184V253H182ZM195 254H194V253ZM157 254V255H156ZM165 254H166V257H165ZM178 254H180V255H178ZM184 255V256H182V255ZM197 254V255H196ZM55 255H56V258L58 259V260H63L64 261V264H76V262H80L79 264H84V263H81V261L79 260V259H77V258H75V257H71V256H61V255H59L58 254V252H57V248H55ZM161 255V256H160ZM173 257H172V256ZM156 256V257H155ZM190 256V255H189ZM59 257V258H58ZM163 257V258H162ZM170 257V258H169ZM181 257H183V258H181ZM71 260H70V259ZM75 258V259H74ZM138 258V257H137ZM188 259V258H187ZM189 259H190V257H189ZM188 259V260H189ZM72 261H75V262H72Z\"/></svg>",
    "mask_w": 264,
    "mask_h": 264
},
{
    "label": "bare ground",
    "instance_id": "3",
    "mask_svg": "<svg viewBox=\"0 0 264 264\" xmlns=\"http://www.w3.org/2000/svg\"><path fill=\"white\" fill-rule=\"evenodd\" d=\"M10 1V0H9ZM25 1V0H24ZM26 1H28V2H30L29 3V5H31L32 7L31 8H29L28 7V5H25V9L23 10V11H21L20 9H16L15 11H13L12 9H9V7H8V5L10 4L9 2H8V0H4V8H3V10H1L0 9V17H3V19L4 20H7V18L9 17V16H12L15 20H17V21H19V25L16 27V28H13V26L11 25V24H8L7 25V27L5 26V24H4V22L3 21H0V45L2 44V42H8L7 40H9V39H12V38H10L11 36H15L16 38H17V40H19V42H20V44L22 45L23 44V42H25V41H30L31 43H32V46L34 47H29L30 48V51H31V49H32V53L31 54H33V56L34 55H36L35 57H38V59H36L35 57H34V59L35 60H41L42 59V57L44 58V57H46V59H48L47 57H49L50 55H48L47 54V52L49 51V50H51V52L52 53H54L53 54V56H55L54 58L57 60V61H59L63 66H64V62H67V64H68V67L70 68V69H68V71L69 70H73V72L71 73L70 71V73H71V76H69V75H66V74H64L62 77H67L66 79H62L63 80V86H65V88H67V89H71V90H74V89H76V90H78L79 91V93H80V96H82V98H84V100H85V98H91L92 97V99H96V98H98V94H101V93H106V92H108L109 90H112V89H115L116 90V92L117 93H127V94H129V95H134L135 96V98H136V101H137V105H140V104H142L143 105V111H144V109H145V106H147L148 104L149 105H151V106H153L154 107V104H156V103H158V102H160V101H162V105H163V103L165 104V108H163V109H165V111L164 110H162V111H164V113L162 112V114L161 115H163V114H165L166 115V118H163V117H159V116H157V118L155 117V115H153L152 114V112H151V114L152 115H150L149 113V108H147V110H148V112H146V111H144V114L145 115H150L151 117L152 116H154L155 118H154V120L156 121V123L157 124H159V123H162V124H167V125H175L180 131H182L183 133H186V134H190L189 133V129L186 127V128H184L185 126H183V124L182 125H180L182 122V120L184 119V117H185V119H187L186 118V109L187 110H189L188 108H190L191 109V113H192V110L193 111H195V112H198V113H200V114H203V115H208L207 117L209 118V119H211L212 121H214L217 125H219V126H221L223 129H225L226 131H228L229 132V134H231V136H232V141H231V145H230V148L229 149H231L232 151H233V149H234V147H237L238 148V146L237 145H239L241 142H243L242 141V137H243V135L245 134V132H248L249 130H248V128H250V126L248 127V123L247 122H250L249 120L251 119V118H249V117H247V115L245 116V115H243V114H239V113H237V112H234L233 110L232 111H230V110H227V107H225V105H222L221 103H219L220 101H218L217 99H215L214 97H212V96H209V95H207V93H206V91H208L207 89H204V90H206V91H197L196 92V89H195V91L194 92H190V91H188V90H186V88H183L182 86H180L181 85V83H180V85H178L177 83H176V81H177V78H176V81H175V78H173V76H176V75H173L172 76V78L170 77L171 75V72H170V76H168V75H164V74H162L161 72H158V73H154V72H152L151 70H153L154 68H153V66H150V67H152V69L149 71V69L147 70L146 68H144L143 67V65H142V68L141 67H139L138 66V62L136 63L135 61L136 60H139V61H141V64H142V62L144 63V61H142V59H138V58H135V57H131V58H129V55H126L125 53L124 54H119V53H114V52H112L111 51V49L109 50V49H103V50H101V49H99V48H95L94 46H92V45H89L88 43L90 42V41H88L84 36H81L80 34L79 35H77V36H67V34L64 32V30H66L67 28H68V26L70 25V21H72V20H70L71 18V16L72 15H74V13H70L69 12V10L67 11V9H66V7H64V9L63 10H58V12H60V13H56L55 15H56V17L57 18H59V17H65V19L64 20H59V19H57L56 21H54V24H55V28H52V27H49V24L47 23V21H49V20H52L53 19V14L52 13H48V11H46V10H43L42 8H41V6L38 4V3H36V2H40V3H44V4H48V2H41V1H37V0H26ZM78 2H79V4L81 3L80 1H82V0H77ZM86 1V0H85ZM85 1H84V4H85ZM95 1H97V0H95ZM207 1H209V0H99V2H102V3H106V4H108L109 6H111L112 8H116V7H119V9L120 8H122V9H124V12L122 13V14H119L118 16V18H116L115 16H114V18H116V20L114 19V22H115V26H119L121 23H127V18H128V15L129 14H137L138 16H140V18H141V20H143L144 21V23H142L143 24V26L141 27V31H142V33L144 32L145 34L147 33V34H151L152 35V33H154V32H157L159 29L158 28H160V23H164V21H169V22H171V23H173L174 21H176V20H178V22L177 23H179L180 21H179V19H181V18H184V20L185 19H188V20H194V19H198V18H204V19H206V18H210L211 20L213 19V32H216L217 33V35H218V37L215 39V42L216 43H219V39H220V36H219V32L217 31L219 28H220V26L221 25H223V23H224V19H225V15H227L226 13H224V12H222V11H220L221 12V14H222V18H218V17H216L215 15H212L211 16V14H214L216 11H217V9L215 8V7H213V6H215V5H218V4H221L222 3V1L221 0H212V1H209L208 2V4H210L211 5V10L210 11H206V9L204 8V5H205V3L207 4ZM235 2H234V6L236 5V4H240L241 5V2L243 1V0H234ZM98 2V3H99ZM233 2V1H232ZM257 2V6L259 7H261V0H257L256 1ZM13 3V2H12ZM22 3V2H21ZM93 3V2H92ZM160 3H162V4H164V5H166V7L165 8H157L156 7V5L157 4H160ZM79 4H78V6H79ZM100 4V3H99ZM16 5V4H15ZM17 5H20V3H18ZM80 5H82V4H80ZM92 5H94V4H92ZM101 5V4H100ZM37 6H39V7H37ZM47 6H49V5H47ZM82 6H84V5H82ZM93 7V6H92ZM92 7H91V9H92ZM108 7V6H107ZM46 8H48V7H46ZM76 7H74V9H75ZM80 8H81V6H80ZM79 8V9H80ZM101 8V7H100ZM104 8V7H103ZM52 9V8H51ZM97 9H99V5H98V8L97 7H93V12H96L97 11ZM100 10V9H99ZM98 10V11H99ZM115 10V9H114ZM121 10V9H120ZM123 11V10H122ZM233 11H235V8L233 9ZM73 12H75L74 10H73ZM91 12H92V10H91ZM92 12V13H93ZM217 12H219V11H217ZM91 13V14H92ZM99 13V12H98ZM109 13V12H108ZM111 13L112 12H110V14L109 15H111ZM114 13V12H113ZM112 13V14H113ZM250 13H252V15L254 16V18L255 19H257L259 16L257 15V14H255L254 12H250ZM94 14V13H93ZM95 15V14H94ZM108 15V14H107ZM106 15V16H107ZM114 15V14H113ZM136 15V16H137ZM247 15V14H246ZM98 16V15H97ZM33 17H35V19H33ZM131 17V16H130ZM129 17V18H130ZM134 17V16H133ZM133 17H131L132 19H133ZM110 18V17H109ZM113 18V17H112ZM97 19H98V17H97ZM41 20H44L45 22L44 23H41ZM150 21H153L154 22V24H151L150 25V23H153V22H150ZM173 21V22H172ZM103 21H102V19L98 22H96V24L95 25H93L92 27L90 26V27H88V26H84L85 27V29H82V34H87V35H89V36H93V37H96L95 35V32L96 31H98V29H100V30H102L103 31V29L102 28H104V26L105 25H103V23H102ZM132 22V21H131ZM188 22V21H187ZM84 23V22H83ZM125 23V24H126ZM129 23V22H128ZM128 23L126 24V25H128ZM174 23H176V22H174ZM189 23H190V21H189ZM230 23H231V21H230ZM86 24V23H85ZM130 24V23H129ZM132 25V24H131ZM185 26H186V24H184ZM72 26V25H71ZM70 26V27H71ZM114 26V27H115ZM130 26V25H129ZM114 27H113V29H114ZM125 27V26H124ZM183 27V26H182ZM116 28V27H115ZM121 28V27H120ZM120 28H118V29H120ZM177 28H178V26H177ZM193 28V27H192ZM57 29H59V31L57 30ZM179 29V28H178ZM181 29V28H180ZM191 29V28H190ZM195 29V28H194ZM35 30V31H34ZM84 30V31H83ZM117 30V29H116ZM115 30V31H116ZM177 30V29H176ZM182 30V29H181ZM70 31V30H69ZM78 31H81V30H78ZM140 31V32H141ZM189 31V30H188ZM196 31V30H195ZM194 31V32H195ZM176 32V31H175ZM183 32V31H182ZM80 33V32H79ZM172 33H173V31H172ZM186 33H188V32H186ZM193 33V32H192ZM98 34V33H97ZM179 34V33H178ZM189 34V33H188ZM213 34V33H212ZM177 35V34H176ZM193 35V34H192ZM88 36V37H89ZM169 35H167L166 34V36H164L163 37V39H162V41L164 40V47L166 48V50L167 51H169L170 52V54L174 57V60H176V61H180V62H185V64H186V62L188 63L189 62V64L191 63L190 61H191V57H190V53H189V51L192 49V46L190 45V46H187V45H182L184 48V50L185 49H188V53L189 54H187L186 52V54L185 55H182V56H184V59H180V57H179V55L177 56V49H181V47L179 48V47H177V48H175L174 46H172V43H171V41H170V39H172V38H170L169 39V37H168ZM79 37V38H78ZM87 37V36H86ZM173 37V36H172ZM177 37H179V36H177ZM28 38V39H27ZM175 39V38H174ZM179 39H180V37H179ZM175 41H177V40H175ZM12 42V41H11ZM11 42H8V44L9 45H12V44H10ZM179 42V41H178ZM200 43L199 41H197L196 40V43ZM226 42H227V40H226ZM26 43V42H25ZM176 43V42H175ZM192 43V42H191ZM197 43V44H198ZM202 43V42H201ZM14 44H16V43H14ZM26 44H28V42L26 43ZM174 44V43H173ZM193 44V43H192ZM211 44H212V42H211ZM3 45V44H2ZM5 45H7V44H5ZM18 45V44H17ZM175 45V44H174ZM179 44H177V46H178ZM4 46V45H3ZM198 46H199V44H198ZM201 46V45H200ZM6 47V46H5ZM20 47V46H19ZM25 47V46H24ZM24 47H20V50H24V51H26L25 50V48ZM211 47H212V45H211ZM210 47V48H211ZM1 48V47H0ZM16 48H18V46L16 47ZM22 48V49H21ZM5 50L7 51V49L5 48ZM14 50V49H13ZM19 50V49H18ZM19 50V51H20ZM22 50V51H23ZM34 50V51H33ZM212 50V54H211V56L209 57V58H211V57H213V56H218L217 54H216V52H215V50L212 48L211 49ZM224 48H221L220 49V52L221 53H223L224 52ZM1 51H3L4 52V50H2L1 49ZM18 51V52H19ZM21 51V52H22ZM182 51V50H181ZM181 51H179V52H181ZM193 51V50H192ZM17 52V51H16ZM26 52H28V54H29V50L28 51H26ZM184 52V51H183ZM191 52V51H190ZM5 53V52H4ZM20 53V52H19ZM24 53V52H23ZM193 53V52H192ZM16 54V53H15ZM15 54H13V55H15ZM48 56H47V55ZM169 54V53H168ZM182 54V53H181ZM184 54V53H183ZM7 55V54H6ZM11 55V54H10ZM17 55H18V53H17ZM23 56L25 55V54H22ZM22 56V57H23ZM29 56V55H28ZM128 56V57H127ZM19 57V56H18ZM26 59H27V54H26ZM24 57V58H25ZM30 57V56H29ZM32 57V56H31ZM173 57H171V58H173ZM16 58H17V56H16ZM33 58V57H32ZM41 58V59H40ZM53 58V57H52ZM52 58H49V60H48V62L50 61V59H52ZM182 58V57H181ZM205 58V57H204ZM203 58V59H204ZM7 60H8V58H6ZM5 59V60H6ZM13 59H14V57H13ZM12 59V60H13ZM133 59H136L135 61L133 60ZM192 59H194L193 58V55H192ZM199 60L200 61V63L202 64V68H199L198 69V71H199V74H201L202 72H204L205 73V76H207V74H209V73H207L206 74V71L207 70H209V65L207 64V63H205L204 62V60ZM16 61H18L17 59H15ZM32 60V59H31ZM54 60V59H53ZM56 60H54V61H56ZM196 60V59H195ZM194 60V61H195ZM197 60H198V58H197ZM8 61H10V60H8ZM30 61V60H29ZM28 61V62H29ZM253 61V60H252ZM33 62H35L34 60L33 61H31L30 63H33ZM59 62H57L58 63V65H59ZM56 63V62H55ZM212 63V62H211ZM147 64V63H146ZM145 64V65H146ZM183 64V63H182ZM192 64V63H191ZM196 64H197V62H196ZM196 64H194V66L196 65ZM251 64V63H250ZM254 64V63H253ZM11 65H12V62H11ZM19 65V64H18ZM21 65V64H20ZM25 65V64H24ZM26 65H28V63L26 64ZM93 65H95V68H93ZM166 65H169V64H167L166 63ZM197 65H199V64H197ZM252 65V64H251ZM31 66H33V65H31ZM21 67H23V65L22 66H20V68ZM62 67V66H61ZM67 67V68H68ZM190 67H191V65H190ZM193 67V66H192ZM191 67V68H192ZM19 68V69H20ZM27 68V67H26ZM30 68H32V67H28L27 69H29L30 70ZM67 68H64V69H67ZM163 68H164V66H163ZM196 69L198 68V67H195ZM24 69V68H23ZM23 69H20L19 71H23ZM46 69V68H45ZM48 69V68H47ZM192 69H194V68H192ZM55 70V69H54ZM61 70V69H60ZM62 70H63V68H62ZM87 72H86V71ZM159 70V69H158ZM26 71H28V70H26ZM26 71H24V72H26ZM66 71V70H65ZM155 71V70H154ZM162 71V70H161ZM29 72V71H28ZM45 72V71H44ZM77 72H86L87 73V79H85L83 76H80L79 78H78V83H81L82 85H83V87H80V88H74V87H72V79L74 78V77H76V74H77ZM18 73V72H17ZM16 73V74H17ZM20 73V72H19ZM18 73V74H19ZM30 73V72H29ZM50 73V72H49ZM52 73V72H51ZM58 73H60V72H58ZM66 73V72H65ZM17 74V75H18ZM26 74H28V73H26ZM38 74V73H37ZM53 74H56V73H52V76H53ZM62 74H63V72H62ZM168 74V73H167ZM198 74V73H197ZM39 75V74H38ZM56 75H58V74H56ZM13 76V75H12ZM61 76V75H60ZM164 76V77H163ZM201 76V75H200ZM199 76V77H200ZM19 77H22V75L21 76H19L18 75V79H19ZM31 77V76H30ZM42 77V76H41ZM11 78H13V77H11ZM26 77L24 76L22 79H25ZM54 78H56V76L54 77ZM59 78V77H58ZM179 78V77H178ZM202 78H203V75H202ZM202 78H200V79H202ZM3 79V78H2ZM15 79H16V76H15ZM17 79V80H18ZM29 79H31L32 81H33V79L32 78H29ZM43 79H45V78H43ZM208 79H209V77H208ZM14 80V79H13ZM26 80H27V78H26ZM25 80V81H26ZM59 80H61V79H59ZM199 80V79H198ZM3 81V80H2ZM10 81H11V79H10ZM10 81H9V84H11L10 83ZM41 81H42V79H41ZM92 81H96V83L95 84H93L92 83ZM7 83L6 84H8V80L6 81ZM13 82V81H12ZM16 82V81H15ZM22 82V81H21ZM52 83H53V81H51ZM51 82H49V83H51ZM61 82V81H60ZM60 82H59V84H60ZM28 83V82H27ZM43 83H45V81H43ZM55 83V82H54ZM62 83V82H61ZM202 83V82H201ZM200 83V85H203V84H201ZM4 84V83H3ZM13 84V83H12ZM11 84V85H12ZM18 84V83H17ZM29 84V83H28ZM42 84V83H41ZM58 84V83H57ZM56 84V85H57ZM86 84V85H85ZM185 84H187L186 82H185ZM199 84V83H198ZM204 84H206L205 82H204ZM30 85V84H29ZM197 85V84H196ZM13 86V85H12ZM19 86V85H18ZM21 86V85H20ZM22 86H23V84H22ZM33 86V85H32ZM31 86V87H32ZM45 86V85H44ZM46 86H48V83H47V85ZM45 86V87H46ZM51 86H55V84L54 85H51ZM63 86L61 87L62 88V91H63ZM14 87H17V86H15V84H14ZM13 87V89H16V88H14ZM190 87V86H189ZM193 87V86H192ZM197 87H199L198 85H197ZM196 87V88H197ZM204 87H205V85H204ZM12 88V87H11ZM21 88V87H20ZM19 88V89H20ZM24 88H26V86L25 87H23V89ZM33 88V87H32ZM43 88V87H42ZM201 88V87H200ZM2 89V88H1ZM6 89H7V87H6ZM23 89H21V90H23ZM60 89V88H59ZM191 89V88H190ZM198 89V88H197ZM215 89V88H214ZM18 90V89H17ZM26 90H28V89H26ZM46 90H47V88H46ZM200 90V89H199ZM3 91V90H2ZM6 91H8V89L6 90ZM66 91V90H65ZM255 92L254 90H250V93L251 92ZM9 93H10V91H8ZM11 92H12V89H11ZM24 92V91H23ZM29 92V91H28ZM32 92H34V90L32 91ZM42 92V91H41ZM64 92V91H63ZM63 92H61V93H63ZM76 92V91H75ZM74 92V94H76ZM200 92V93H199ZM209 92V91H208ZM213 92V91H212ZM259 92H261V91H259ZM264 92V91H263ZM262 92V93H263ZM3 93V92H2ZM9 93H7V94H9ZM17 93H19V91L17 92ZM30 93V92H29ZM4 94V93H3ZM23 94V93H22ZM44 94H45V90H44ZM66 94V93H65ZM64 94V95H65ZM209 94H210V92H209ZM260 93H258V95H259ZM264 94V93H263ZM4 95H6V93L4 94ZM3 95V96H4ZM10 95V94H9ZM9 95H7V96H9ZM18 95V94H17ZM28 95V94H27ZM62 95V94H61ZM64 95H62L63 97H64ZM255 96H256V94H254ZM261 95V94H260ZM1 96V95H0ZM12 96H15V94L13 93V95ZM31 96V95H30ZM37 96V95H36ZM41 96V95H40ZM70 96V95H69ZM72 96V95H71ZM77 96H78V93H77ZM22 97V96H21ZM25 97V96H24ZM32 97L33 98H35L33 95H32ZM42 97V96H41ZM41 97H39V98H41ZM48 97V96H47ZM66 97V96H65ZM64 97V98H65ZM1 99H2V97H0ZM10 98H12V97H10ZM14 99H12V100H15V98L16 97H13ZM29 98V97H28ZM38 97L36 98L37 100L39 99ZM45 98V100H43V101H45L46 102V96L44 97ZM64 98H62V100L64 99ZM77 98V97H76ZM200 98H203V99H205L204 101L206 102V104L207 105H205V106H201L202 105V103H199V101H200ZM252 99H255V102H256V99L258 98H254V96L253 97H251ZM17 99H18V96H17ZM50 99V98H49ZM48 98H47V100H49ZM52 99H53V97H52ZM68 99V98H67ZM66 99V100H67ZM71 99V98H70ZM73 99V98H72ZM81 99V98H80ZM92 99H91V101H92ZM260 99H261V97H260ZM3 100L5 101V99L3 98ZM7 100V99H6ZM11 100V99H10ZM10 100H7V101H10ZM19 100H20V98H19ZM18 100V101H19ZM26 100V99H25ZM37 100H35V101H37ZM55 100V99H54ZM61 100V99H60ZM69 100V99H68ZM75 100V99H74ZM77 100V99H76ZM89 100V99H88ZM87 100V101H88ZM4 101H2L3 103H4ZM7 101H5V103L7 102ZM27 101V100H26ZM42 101V102H43ZM64 101V100H63ZM62 101V102H63ZM95 101V100H94ZM93 101V102H94ZM222 101V100H221ZM252 101V100H251ZM1 102V100H0V199H2L3 197H6V193H7V190H8V186H7V184L6 183H8L9 184V182H7L5 179H4V177H3V175H2V173L5 171V170H7V172H8V170H11V169H13L15 166H18L17 164H15V163H10L9 162V160H10V156H11V150H10V147H9V144H10V140H9V133L14 129V128H16L19 124H22V123H24L29 117H28V111H27V109H25L24 107L22 108V106L21 105H19V107H16V108H14L15 106L14 105H16V103L15 102H17V100L14 102V104H13V108L12 107H10L11 105L9 104V103H13L12 101L11 102H9L8 104L10 105L9 106V108L8 107H6V105H3V103ZM21 102H22V100H21ZM21 102L19 101V104H21ZM24 102V101H23ZM38 102V101H37ZM48 102V101H47ZM53 102V101H52ZM59 102V101H58ZM61 102V101H60ZM73 102V101H72ZM77 102V101H76ZM202 102V101H201ZM255 102H251V105L254 103V105L253 106H258V105H255L256 103ZM262 102V101H261ZM49 103V102H48ZM48 103H47V105H48ZM55 103V102H54ZM53 103V104H54ZM66 103V102H65ZM70 103V102H69ZM74 103H75V101H74ZM73 103V104H74ZM79 103H81V100H80V102ZM78 103V104H79ZM260 103V102H259ZM7 104V103H6ZM17 104H18V102H17ZM42 104H44V103H42ZM52 104V105H53ZM60 104H64V102L63 103H60ZM59 104V105H60ZM77 104V103H76ZM83 104V103H82ZM88 104V103H87ZM94 104V103H93ZM92 104V105H93ZM161 104H159L158 106L159 107H161L160 105ZM201 104V105H200ZM224 104V103H223ZM261 104V103H260ZM45 105H46V103H45ZM51 104H50V106H52ZM69 105V104H68ZM70 105H72V104H70ZM89 105V104H88ZM88 105H86V106H88ZM17 106V105H16ZM24 106V105H23ZM49 106V105H48ZM56 106V105H55ZM72 106H74V105H72ZM61 107V106H60ZM64 107V106H63ZM62 107V108H63ZM65 107H66V104H65ZM77 107V106H76ZM83 107V106H82ZM152 107V108H153ZM156 107H157V104H156ZM259 107H260V105H259ZM258 107V108H259ZM33 108V107H32ZM31 108V109H32ZM50 108H52V107H50ZM49 107H48V111H49V109H50ZM55 108V107H54ZM61 108V109H62ZM87 108H90V106L89 107H87ZM86 108V109H87ZM45 109H46V107H45ZM53 109V108H52ZM67 109H70V108H67ZM71 109H73V108H71ZM80 109V108H79ZM78 109V110H79ZM158 109V108H157ZM162 109V108H161ZM63 110V109H62ZM76 110V109H75ZM74 110V111H75ZM82 109H80V113H82V111H81ZM153 110H155V109H153ZM152 110V111H153ZM159 110V109H158ZM34 111V110H33ZM36 111H37V109H36ZM35 111V112H36ZM45 112L47 111V110H44ZM48 111H47V113H48ZM59 111H61L60 109H59ZM84 111V110H83ZM91 111V110H90ZM157 111V110H156ZM73 112V111H72ZM85 112V111H84ZM87 112H88V110H87ZM154 112V111H153ZM194 112V114L196 115L197 113H195ZM59 113H61V112H59ZM63 113H65V112H63ZM62 113V114H63ZM67 113V112H66ZM75 114H76V112H74ZM80 113L79 112H77V114H79L80 115ZM159 113V112H158ZM188 113V112H187ZM57 114V113H56ZM68 114V113H67ZM70 114V113H69ZM85 114V113H84ZM33 116H35L36 115V113H35V115L34 114H32ZM71 115V114H70ZM69 115V116H70ZM82 115V114H81ZM160 115V116H161ZM186 115V116H185ZM189 115V114H188ZM194 115V117H197V115L195 116ZM55 116V115H54ZM53 116V117H54ZM60 116H61V114H60ZM63 116V115H62ZM66 116V115H65ZM64 116V117H65ZM72 117H73V115H71ZM76 116V115H75ZM52 117V116H51ZM82 117V116H81ZM81 117H79L78 116V118H81ZM165 117V116H164ZM193 117V118H194ZM203 117V116H202ZM251 117V116H250ZM57 118L58 117H56V120H57ZM62 118V117H61ZM189 118H192L191 117V114H190V117ZM198 118V117H197ZM197 118H196V120H197ZM51 119V118H50ZM68 119V118H67ZM75 119V118H74ZM76 119H77V117H76ZM84 119V118H83ZM184 119V120H185ZM264 119V118H263ZM61 120V119H60ZM79 120V119H78ZM195 120V121H196ZM199 120V119H198ZM204 120H205V118H204ZM51 121V120H50ZM53 121V120H52ZM51 121V122H52ZM58 121V120H57ZM68 121V120H67ZM207 121H209V120H207ZM207 121H205V122H207ZM211 121V122H212ZM54 122V121H53ZM52 122V123H53ZM63 122H65V121H63ZM63 122H61V123H63ZM69 122V121H68ZM78 122V121H77ZM81 122V121H80ZM201 120H200V124H197V125H195V124H193V125H195V127H198V125H202L203 124V122H202V124H201ZM204 122V124L206 125V123ZM211 122L210 123H208V124H210V125H212L211 124ZM60 123V122H59ZM67 123V122H66ZM70 123V122H69ZM72 123H74V122H72ZM71 123V125H73ZM85 123V122H84ZM84 123H82V124H84ZM184 123V122H183ZM199 123V122H198ZM251 123V122H250ZM68 124V123H67ZM79 124V123H78ZM77 124V125H78ZM81 124V125H82ZM191 124H192V122H191ZM57 125H58V123H57ZM75 125V124H74ZM85 125H87V124H85ZM85 125H82L83 127L85 126ZM189 124H187L186 126H188ZM192 125V126H193ZM215 125V124H214ZM56 126V125H55ZM68 126V125H67ZM79 126V125H78ZM208 126V125H207ZM62 127H65V126H63L62 125ZM71 127V126H70ZM76 126H74V128H75ZM195 127H191V128H193V129H196ZM201 128L203 127V126H200ZM209 127V126H208ZM68 128V127H67ZM88 127H86V129H87ZM190 128V127H189ZM205 128V127H204ZM211 129L213 128V127H210ZM209 128V129H210ZM70 129H72V128H70ZM81 129V128H80ZM85 129V128H84ZM84 129H81V130H84ZM193 129H191V130H193ZM214 129H215V126H214ZM218 130L220 129V128H217ZM216 129V130H217ZM63 129L61 128V126H56V132H57V135H59L60 133H62L63 131H62ZM65 130H66V128H65ZM64 130V131H65ZM68 130V129H67ZM73 130V129H72ZM77 130V129H76ZM79 130V129H78ZM197 130H200V129H197ZM206 130V128L204 129V131ZM71 131V130H70ZM74 131V130H73ZM203 131V132H204ZM208 130H206V132H207ZM212 131H214V130H212ZM211 130L209 131V133L210 132H212ZM219 131H221V130H219ZM254 131V130H253ZM264 131V130H263ZM68 132H69V130H68ZM75 132V131H74ZM73 132V135H77L76 133H74ZM201 132V130L199 131V133ZM203 132H201V133H203ZM222 132V131H221ZM254 132H258V129L257 130H255ZM64 133V132H63ZM62 133V134H63ZM66 133V132H65ZM79 133V132H78ZM84 133V132H83ZM82 133V134H83ZM213 133V132H212ZM67 134V133H66ZM68 134H71V133H68ZM206 134V133H205ZM205 134H202L203 136L205 135ZM215 134V133H214ZM255 134V133H254ZM61 135V134H60ZM191 135V134H190ZM201 135V136H202ZM211 135V134H210ZM216 135V134H215ZM258 135V134H257ZM62 136V135H61ZM78 136H79V134H78ZM196 136V135H195ZM205 136H209V135H205ZM230 136V135H229ZM62 137H64V135L62 136ZM69 137V136H68ZM210 137V136H209ZM217 137V136H216ZM259 137H260V135H259ZM258 137V138H259ZM15 138V136H13V139ZM61 138V137H60ZM71 138H73V136L71 137ZM75 138H77V136L76 137H74V140H76ZM80 138V137H79ZM210 139V138H209ZM214 139V138H213ZM205 140H206V138H205ZM204 140V141H205ZM221 140V139H220ZM220 140H218V141H220ZM245 140H246V138H245ZM64 141V140H63ZM201 141H203V139L201 140ZM203 141V143H205ZM211 141V140H210ZM215 141H217V140H215ZM215 141H214V143H215ZM224 141V140H223ZM223 141H221V142H223ZM246 142V141H245ZM207 143V142H206ZM210 143V142H209ZM207 144V145H205L206 147L208 146V145H210V144ZM213 143V144H214ZM220 143V142H219ZM261 143V142H260ZM212 144V145H213ZM225 144V143H224ZM227 144V143H226ZM242 144V143H241ZM244 144V143H243ZM262 144L264 145V142H262ZM261 144V145H262ZM211 145V149H212V146ZM217 146L219 145V144H216ZM222 145H223V143H222ZM246 145V144H245ZM262 145V146H263ZM204 146V147H205ZM216 146V147H217ZM242 146V145H241ZM240 146V147H241ZM214 147H215V144H214ZM225 147V146H224ZM244 147V146H243ZM261 147V146H260ZM218 148H219V146H218ZM254 148V147H253ZM256 148V147H255ZM254 148V149H255ZM210 149V148H209ZM215 149H217V148H215ZM226 149H227V147H226ZM225 149V150H226ZM228 149V150H229ZM241 149V148H240ZM254 149H253V151H254ZM263 150H264V148H262ZM205 150V149H204ZM235 150V149H234ZM238 150V149H237ZM245 150V149H244ZM201 151V150H200ZM214 150H212V152H213ZM219 151V150H218ZM221 151H223L222 149H221ZM230 151V150H229ZM241 151V150H240ZM240 151H239V153H240ZM256 151V150H255ZM254 151V152H255ZM258 151V150H257ZM215 152H217V151H215ZM225 152V151H224ZM198 153V152H197ZM207 153V152H206ZM206 153H204V156H205V154ZM209 153V152H208ZM226 153V152H225ZM231 153V152H230ZM234 153V152H233ZM238 153V152H237ZM238 153V154H239ZM242 153H243V150H242ZM199 154V153H198ZM203 154V153H202ZM209 154H211V153H209ZM228 154V153H227ZM232 154V153H231ZM238 154H237V156H238ZM244 154V153H243ZM259 154V153H258ZM194 156H196L197 157V155H196V153L195 154H193ZM214 155V154H213ZM221 156L220 157H222V158H224L223 157V155L222 154H220ZM241 155V154H240ZM246 155V154H245ZM254 155V154H253ZM256 155V154H255ZM25 156V155H24ZM193 156V158L195 159V157ZM203 156V155H202ZM202 157L203 159H207L206 157ZM211 155H208V157H210ZM230 156V155H229ZM251 156V155H250ZM259 156V155H258ZM216 157H217V155H216ZM232 157V156H231ZM235 157V156H234ZM241 157V156H240ZM254 157V156H253ZM257 157V156H256ZM23 159H24V157H22ZM212 158V157H211ZM226 158V157H225ZM242 158V157H241ZM247 158V157H246ZM27 159V158H26ZM212 159H214V158H212ZM216 159V158H215ZM219 159V158H218ZM221 159V158H220ZM237 159V158H236ZM238 159H239V157H238ZM248 159V158H247ZM246 159V160H247ZM254 159V158H253ZM256 159V158H255ZM254 159V160H255ZM208 160H210V159H208ZM223 160V159H222ZM233 159H231V161H232ZM240 160V159H239ZM246 160H245V162H246ZM27 161V160H26ZM210 161H212V163H209L210 164V167H212L213 169H214V173H215V175L220 179L223 175L225 176L226 175V169H228V168H226L225 166H223V164H221L220 162H219V160L217 161V160H210ZM238 161V160H237ZM237 161H236V163L235 164H237ZM244 161V160H243ZM205 162V161H204ZM226 162H228L227 161V159H226ZM31 164H33V162L31 161L30 162ZM30 163H28V164H30ZM35 163V162H34ZM202 163H203V160H202ZM233 163V165H235L234 164V162H232ZM232 163H231V165H232ZM26 164L27 163H25V165L24 166H18V170H17V172H16V176H15V172L14 173H12L11 171V173H10V175L11 174H14V176L15 177H17V179H15V177H14V180H17L16 182H17V184L13 187L14 188V192H15V190H16V193H17V195L16 196H24L25 195V198L26 197H31V195L33 194L34 195V197L32 196V198H33V201H35V203H36V201L39 199V200H41L40 201V203L41 202H46V203H48L50 206H52L51 207V209H52V211L54 210V208H56V212L57 213H59V216H60V223H59V225H60V229H59V231L58 232H56V231H54V232H51L52 231V229H51V231L49 232V238L51 239V240H53L54 242H55V244H56V248H57V252H58V254L59 255H61V256H71V257H75V258H77V259H79L80 261H81V263H84L85 264V262H88V264H91V262L92 261H96L97 262V264H106V262H113V261H115V260H117V259H131V260H138V259H141V257L139 256V255H137V256H127V255H125L124 253H121L120 251H119V245H117V247H114V241H113V243H112V248H107L106 246H105V244L102 242V240H100L99 242L95 239V238H89V236H88V232H87V224H85L84 225V227L82 228L81 227V221H80V219L79 218H73L72 217V215L70 214V213H67V212H65L64 211V202H63V199L61 198V197H59L57 194H56V192H55V190H54V188H53V185H52V182H51V179H48V185L47 186H45V184H44V181L43 180H41V179H39L38 177H39V174H40V170L39 171H36L35 169H37V168H35V167H31V164H30V169H28L27 170V172L25 173V171H24V168L26 167L27 168V166H26ZM208 164V163H207ZM209 164H208V167H209ZM43 165V164H42ZM240 165H242V164H240ZM227 166H229V165H227ZM245 166L246 167H248L247 166V163H245L244 164V167L242 166H239V167H241V169H243V168H245ZM21 167V168H20ZM202 168H203V166H201ZM205 167V166H204ZM255 167V166H254ZM258 167V166H257ZM42 167H40L39 169H41ZM211 168V169H212ZM226 168V169H225ZM230 168H232V167H230ZM21 169V170H20ZM234 169V168H233ZM232 169V170H233ZM253 170H254V168H252ZM256 169V168H255ZM4 170V171H3ZM202 170H204V168L202 169ZM235 170H237L238 171V169L236 168ZM249 170V169H248ZM251 170V169H250ZM258 170V169H257ZM260 170V169H259ZM3 171V172H2ZM15 171V170H14ZM41 171H43V168L41 169ZM208 170L206 169V172H207ZM204 172V171H203ZM211 172V171H210ZM253 172V171H252ZM9 173V172H8ZM232 173L233 172H231V174L229 175V176H231L232 175ZM242 173V172H241ZM248 173H250V172H248ZM253 173H255V171L253 172ZM258 173H260V172H258ZM204 173H202V172H200L198 175H197V177L199 176V177H203L204 175H203ZM207 174V173H206ZM227 174H229V173H227ZM235 174V173H234ZM212 175V174H211ZM250 175V174H249ZM254 175V174H253ZM260 175H261V173H260ZM259 174H258V176H260ZM7 176V175H6ZM5 176V177H6ZM8 176H9V174H8ZM207 176H209V174H207ZM227 176V175H226ZM241 176V174H238V177H240ZM246 176V175H245ZM250 176H252V174L250 175ZM249 176V177H250ZM255 176V175H254ZM257 176V175H256ZM257 176V177H258ZM10 177V176H9ZM8 177V178H9ZM196 177V178H197ZM198 177V179L200 180L201 178H199ZM206 177V176H205ZM242 177V176H241ZM248 177V176H247ZM253 177V176H252ZM257 177L255 178V179H257ZM11 178V177H10ZM50 178V177H49ZM209 178V177H208ZM215 178V177H214ZM224 178H227V177H224ZM230 178V177H229ZM251 178V177H250ZM12 179H13V177H12ZM198 179H196V180H198ZM216 179V178H215ZM223 179V178H222ZM237 179V178H236ZM235 179V180H236ZM8 180V179H7ZM9 180H11V179H9ZM202 180H203V178H202ZM206 180V179H205ZM205 180L203 181L204 183H205ZM207 180H209V179H207ZM206 180V181H207ZM212 179H210L209 181L212 183V181H211ZM217 180V179H216ZM221 180V179H220ZM220 180L218 181V182H220ZM229 179H227V181H228ZM238 180V179H237ZM245 180H246V178H245ZM227 181H225V182H227ZM255 181V180H254ZM257 181H259V183L257 184V183H255V185L257 186V188L255 189V190H253L254 191V195H253V199L251 198V195H249V196H245L243 193V191L245 190V192H246V186H244V189L243 190H241V188H240V190L242 191V195H243V197L241 196H239L237 199L236 198H234L233 196H234V194L232 195V196H229V195H231V192L233 191V189L231 190V192H229L230 194L228 195V193L226 192L225 194H227L229 197L227 198V203L225 204V202H223V204H225V205H227L226 207L228 208V206H229V204H230V202H232V203H234L236 206H238V207H245L246 208V211L247 212H250V213H254V215H252L251 216V219H252V222H253V228L256 230V236L255 237H253V238H251L250 239V242H249V247L248 248H246L245 249V251H244V259H248V260H255V261H261V260H264V253H262V250H261V248H260V239H259V228H258V226H257V223H256V221H257V218H258V216H259V212H260V208H261V203H260V201H261V195H262V193H261V184H260V179H257ZM14 182V181H13ZM12 181H11V184H12V186L15 184V183H13ZM240 182H241V180H240ZM244 182V181H243ZM246 182H248V181H246ZM245 182V183H246ZM251 182V181H250ZM198 183V182H197ZM201 183V182H200ZM209 183V182H208ZM233 183H235V182H233ZM10 184V185H11ZM195 184H196V182H195ZM194 184V185H195ZM202 185H203V183H201ZM213 184V183H212ZM211 184V185H212ZM227 184H229V183H227ZM231 184V183H230ZM9 185V186H10ZM198 185H199V183H198ZM210 185V184H209ZM209 185H204L205 187V189L203 190V191H197V192H200L201 194H202V197H200L202 200L204 199L203 198V196L207 199V201H209L210 202V205H211V203L213 204V203H217L219 206L221 205L220 203H219V201H220V198L218 199V197L219 196H222V195H218V197H217V195H216V191H215V189L217 188L216 186H214L215 187V189H213V187H211V186H209ZM215 185H216V182H215ZM220 185H223V187H224V184H223V181L222 182H220ZM232 185H234V184H232ZM231 185V186H232ZM237 185V184H236ZM238 185H240V184H238ZM238 185L236 186V187H238ZM248 185V187L247 188H250L249 187V184H247ZM252 185H254V183L252 184ZM229 186V185H228ZM228 186H226V187H228ZM230 186V187H231ZM251 186V185H250ZM193 187L194 186H191V187H188L187 189L189 190V191H191V190H193ZM198 187V186H197ZM200 187V186H199ZM199 187L197 188L198 190H200L199 189ZM220 187V186H219ZM232 187H235V186H232ZM241 187V186H240ZM255 187V186H254ZM12 188V189H13ZM203 188V187H202ZM239 188V187H238ZM243 188V187H242ZM9 189H11V187L9 188ZM187 189H185V190H187ZM196 189V190H197ZM220 189V188H219ZM235 190H237V191H235L236 193L239 191L240 192V190H238V189H236V188H234ZM251 189V188H250ZM9 191V190H8ZM221 192L223 191V193H224V189L223 190H220ZM219 191V193H221ZM248 191V190H247ZM252 191V192H253ZM10 192V191H9ZM12 192H13V190H12ZM13 192V193H14ZM239 192H238V194H239ZM249 192V191H248ZM250 192H251V190H250ZM251 192V193H252ZM195 193V192H194ZM222 194V193H221ZM188 195V194H187ZM191 195H193V196H195L194 194H191ZM200 195V194H199ZM201 196V195H200ZM224 196V195H223ZM192 197V196H191ZM227 197V196H226ZM15 198V197H14ZM20 198V197H19ZM18 197L17 198H15V200L17 201V199H19ZM36 200H35V199ZM190 198V197H189ZM194 198V197H193ZM8 199H9V195H8ZM22 199V198H21ZM31 199V198H30ZM195 199V198H194ZM199 199V198H198ZM201 199H199V200H201ZM221 199H223V198H221ZM242 199V203H240V200ZM10 200V199H9ZM8 200V201H9ZM28 200V199H27ZM196 201H197V199H195ZM201 200V201H202ZM223 200H225V198L223 199ZM7 201V202H8ZM19 201V200H18ZM23 201L25 202L26 201V199L24 200H22V203H23ZM207 201H206V203H207ZM32 202V201H31ZM39 202V201H38ZM37 202V203H38ZM190 202V201H189ZM198 202V201H197ZM200 202V201H199ZM209 202H208V204H209ZM0 203L1 204H3L1 201H0ZM6 203V202H5ZM20 203H21V200H20ZM34 203V202H33ZM194 203V202H193ZM200 203H202V202H200ZM199 203V204H200ZM0 204V205H1ZM47 204V206H49ZM181 204H183L182 202H181ZM187 204H188V202H187ZM190 204H191V202H190ZM190 204L188 205V206H190ZM197 204V203H196ZM207 204V206H209ZM213 205V206H216V205ZM222 204V205H223ZM202 205V204H201ZM3 206V205H2ZM26 206V205H25ZM24 206V207H25ZM37 206V208H38V210L39 209H41L40 207H38V205H36ZM43 206H44V204L42 205V208H43ZM193 205H191V207H192ZM212 206V207H213ZM248 206H250V207H248ZM5 207V206H4ZM8 207V206H7ZM29 207H30V205H29ZM54 207V208H53ZM183 208L185 207V206H182ZM182 207H181V209H182ZM201 207V206H200ZM206 207V206H205ZM179 208V207H178ZM177 208V209H178ZM186 208H187V205H186ZM192 208H194V206L192 207ZM208 208V207H207ZM217 208V207H216ZM223 208H224V210H222L221 212H223V211H225L227 208H225L224 207V205H223ZM222 208V209H223ZM26 209H29V208H27V206H26ZM47 209V208H46ZM45 209V210H46ZM48 209H50V207L48 208ZM181 209H179V210H181ZM187 209H189V208H187ZM205 209V208H204ZM218 209H220V208H218ZM218 209H216L217 210V212H219L218 211ZM35 210V209H34ZM42 210H44V209H42ZM186 210V209H185ZM191 210V209H190ZM189 210V211H190ZM210 210V209H209ZM2 211V210H1ZM46 211H48V210H46ZM177 211V210H176ZM182 211H183V209H182ZM188 211V212H189ZM200 211H201V209H200ZM14 212H16L15 210H14ZM43 212H45V211H43ZM49 212L51 213V211L49 210L48 211V213L47 212H45L44 214H45V217L47 218L46 220H48V216L49 215H47V214H49ZM192 212H194L193 211V209H192ZM199 212V211H198ZM197 212V213H198ZM209 212V211H208ZM213 212H214V210H213ZM11 213V212H10ZM9 212H2V213H0L1 214V216L3 215H8V214H10ZM13 213V212H12ZM11 213V214H12ZM40 214L42 213V212H39ZM38 213V214H39ZM52 213H54V212H52ZM183 213H185V212H183ZM10 214V215H11ZM26 214H28L27 216H29L30 214L28 213V211H27V213ZM36 214H37V212H36ZM39 214V215H40ZM56 214V213H55ZM55 214H53V215H55ZM189 214V213H188ZM208 214H210V213H208ZM207 214V215H208ZM215 214V213H214ZM219 214H221V213H219ZM218 214V215H219ZM12 215H14V214H12ZM21 215V214H20ZM42 215V214H41ZM177 215V214H176ZM183 215H185V214H183ZM186 215H187V211H186ZM191 214H189V216H190ZM195 215V214H194ZM193 215V216H194ZM198 215V214H197ZM197 215H195V216H197ZM212 215V214H211ZM0 217V218H3V219H6L5 217ZM9 216V215H8ZM15 216V215H14ZM23 216H26V215H23ZM58 216V217H59ZM174 216V215H173ZM192 216V215H191ZM190 216V218H192ZM194 216V217H195ZM205 215H203L202 217H204ZM213 216V215H212ZM30 217V216H29ZM28 217V218H29ZM32 217V216H31ZM30 217V218H31ZM51 217H52V220L50 219V220H48V221H53V218H55V217H53L52 216V214H51ZM57 217V218H58ZM201 217V218H202ZM217 217V216H216ZM16 218V217H15ZM18 218H20L19 216H18ZM18 218H16L17 220H19ZM26 219V217H25V219H23L24 221L25 220H29L28 222H30V218L29 219ZM35 218V217H34ZM57 218L55 219V220H57ZM175 218V217H174ZM173 218V219H174ZM187 218H188V216H187ZM199 218V217H198ZM207 217L205 216V219H206ZM214 218V217H213ZM22 219V218H21ZM44 219V218H43ZM176 219V218H175ZM178 219H179V217H178ZM178 219H176V220H178ZM196 219V218H195ZM208 219H209V217L207 218V220H205L206 222L208 221ZM215 219V218H214ZM9 220V219H8ZM13 220V219H12ZM37 220V219H36ZM182 220V219H181ZM184 220V219H183ZM23 221V222H24ZM33 220H31V222H32ZM169 221H171V220H169ZM169 221H168V223H169ZM189 221H190V219H189ZM197 222L198 221H200V220H196ZM204 221V219H203V221L202 222H205ZM33 222H36L35 220L33 221ZM39 222V220L37 221V223ZM55 222V221H54ZM174 222V221H173ZM179 222V221H178ZM192 222V221H191ZM194 222V221H193ZM191 223L192 225L194 224V223ZM17 223V222H16ZM22 223V222H21ZM27 223V222H26ZM26 223L24 224V225H26ZM39 223H41V221L39 222ZM172 223V222H171ZM180 223V222H179ZM183 223V222H182ZM185 223V222H184ZM187 223H188V221H187ZM199 223V222H198ZM15 224V223H14ZM55 224H56V222H55ZM174 225H175V223H173ZM34 225V224H33ZM32 224H28V226H27V228H32L33 230H35V231H37V232H39L40 234H42V235H45V228L44 227H42V223H41V225H38V224H36V225H38L37 227L35 226V228L34 227H32L33 226ZM174 225H173V227H174ZM183 225V224H182ZM190 225V224H189ZM195 225V224H194ZM197 225H199V224H196V226ZM204 225V224H203ZM203 225H201V226H203ZM18 225H16V227H17ZM46 226V225H45ZM51 226V225H50ZM54 226H57V224L56 225H54ZM53 226V227H54ZM178 226V225H177ZM179 226L181 227V225L179 224ZM185 226V225H184ZM187 226V225H186ZM14 227V226H13ZM59 227V226H58ZM173 227H172V230H173ZM207 228H209L208 227V225L206 226ZM205 227V228H206ZM211 227V226H210ZM21 228V227H20ZM26 228V227H25ZM29 228V229H30ZM170 228H171V226H170ZM186 228H188V227H186ZM190 228V227H189ZM193 228V227H192ZM202 228H204V226L202 227ZM201 228V229H202ZM18 229V228H17ZM22 229V228H21ZM32 229H30V230H32ZM48 229H50V227L48 228ZM48 229H47V231H48ZM54 229V228H53ZM196 229V228H195ZM197 229H199V228H197ZM200 229V230H201ZM57 230V229H56ZM171 230V231H172ZM181 230H182V227H181ZM183 230H184V228H183ZM188 230H190V229H188ZM179 231H180V229H179ZM178 231V232H179ZM184 231H187V229L186 230H184ZM183 231V232H184ZM199 231V230H198ZM182 232V231H181ZM201 231H199V232H197L198 234L200 233ZM26 233H28V232H26ZM47 233V232H46ZM187 233V232H186ZM190 232H188V234H189ZM194 233V232H193ZM110 234V233H109ZM113 234V233H112ZM172 234H173V232H172ZM202 234V233H201ZM204 234V233H203ZM48 235V234H47ZM205 235H208V234H206L205 233ZM204 235V236H205ZM108 236V235H107ZM174 236H176V235H174ZM186 236V235H185ZM189 236V235H188ZM199 237H201L200 235H198ZM198 236L196 237V236H194L193 238H198ZM44 238H45V240H47L48 239V236H44ZM121 238H123V236H121ZM110 239V238H109ZM179 239V238H178ZM184 239V238H183ZM182 239V240H183ZM201 239V238H200ZM255 240V247L253 248L252 247V240ZM172 240H174L175 241V239L173 238ZM181 240V241H182ZM184 240H187L186 238L184 239ZM108 241V240H107ZM179 241V240H178ZM49 242V241H48ZM47 242V243H48ZM177 242V241H176ZM180 242V241H179ZM183 242V241H182ZM187 242V241H186ZM195 242V241H194ZM202 241H199V244L201 243ZM165 243V242H164ZM185 243V242H184ZM191 243H193L192 241H191ZM93 244H96V246H97V250L96 251H93V249H92V246L91 245H93ZM110 244H111V242H110ZM173 245H174V243H172ZM180 244V243H179ZM190 244V243H189ZM189 244H188V247H189ZM195 244V243H194ZM87 245V246H86ZM170 245V244H169ZM173 245H171V247H169L170 249H172L173 247ZM183 245V244H182ZM181 245V246H182ZM191 245V244H190ZM193 245V244H192ZM201 245V244H200ZM167 246H168V242H167ZM167 246H165V244H164V248L165 247H167ZM178 246V245H177ZM177 246H175V248L177 247ZM184 246H186L185 244H184ZM199 246V245H198ZM178 248H179V246H178ZM177 248V249H178ZM180 248H182V247H180ZM179 248V249H180ZM192 248H193V246H192ZM195 248V247H194ZM201 247H199V249H200ZM167 249V248H166ZM166 249H164L165 251H166ZM174 249V248H173ZM184 249V248H183ZM198 249V247H197V249H195V251L197 250H199ZM167 250H169V249H167ZM174 250H176V249H174ZM182 250V249H181ZM186 249H184V251H185ZM191 250H193V249H191ZM191 250H189V251H191ZM156 251V250H155ZM158 251V250H157ZM156 251V252H157ZM170 251V250H169ZM178 251V250H177ZM183 251V250H182ZM194 251V250H193ZM101 252H103L104 254L103 255H101ZM174 252V253H173ZM172 252V250H171V253H173V256H174V254H176L175 253V251H173ZM158 253V252H157ZM162 253V252H161ZM180 253V252H179ZM182 253H184V252H182ZM191 253V252H190ZM194 253V252H193ZM163 255H164V252L162 253ZM168 254H169V252H168ZM187 253H185V255H186ZM192 254V253H191ZM195 254V253H194ZM157 255V254H156ZM178 255H180V254H178ZM182 255V254H181ZM197 255V254H196ZM154 256V255H153ZM161 256V255H160ZM168 256H170V254L168 255ZM168 256H167V258H168ZM172 256V255H171ZM172 256V257H173ZM182 256H184V255H182ZM138 257V258H137ZM156 257V256H155ZM165 257H166V254H165ZM189 257H190V259H189ZM59 258V257H58ZM66 258V257H65ZM74 258V259H75ZM153 258V257H152ZM163 258V257H162ZM170 258V257H169ZM181 258H183V257H181ZM189 260H191V255L190 256H188L187 257ZM192 258H195L194 256L192 257ZM70 259V258H69ZM72 259V258H71ZM70 259V260H71ZM171 259H174V258H171ZM158 260V259H157ZM179 260V259H178ZM72 262H75V261H72ZM79 262V261H78ZM80 263V262H79Z\"/></svg>",
    "mask_w": 264,
    "mask_h": 264
},
{
    "label": "built area",
    "instance_id": "4",
    "mask_svg": "<svg viewBox=\"0 0 264 264\" xmlns=\"http://www.w3.org/2000/svg\"><path fill=\"white\" fill-rule=\"evenodd\" d=\"M41 2H48L50 4H54L56 7V10H63L64 7L67 5V0H37Z\"/></svg>",
    "mask_w": 264,
    "mask_h": 264
}]
</instances>
